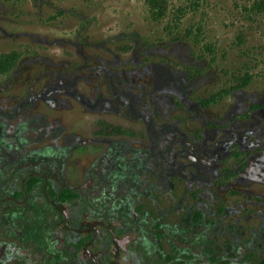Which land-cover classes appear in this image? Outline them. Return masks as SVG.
<instances>
[{
  "label": "rangeland",
  "instance_id": "1",
  "mask_svg": "<svg viewBox=\"0 0 264 264\" xmlns=\"http://www.w3.org/2000/svg\"><path fill=\"white\" fill-rule=\"evenodd\" d=\"M165 7L154 19L149 0H0V56H17L0 72V131L68 154L71 179L122 147L108 166L114 179L131 181L122 195L143 194L153 217L161 205L172 231L176 218L188 214L186 225L204 212L197 233L264 260V9L259 0H167ZM233 77L244 82L233 85ZM152 84L156 90H144ZM222 88L206 112L225 118L229 141L212 128L194 140L181 136L204 130L192 101ZM103 121L121 131L104 133ZM142 215L141 227L145 216L159 220ZM171 229L151 264L171 258ZM48 262L84 264L71 249Z\"/></svg>",
  "mask_w": 264,
  "mask_h": 264
},
{
  "label": "flooded vegetation",
  "instance_id": "2",
  "mask_svg": "<svg viewBox=\"0 0 264 264\" xmlns=\"http://www.w3.org/2000/svg\"><path fill=\"white\" fill-rule=\"evenodd\" d=\"M144 90L154 91L156 84ZM225 92L222 88L220 93L192 101L200 111L196 117L204 130L196 135V129H184L179 131L181 136L190 134L194 140L212 128L229 141L226 123L222 121L225 118L214 120V114L207 116L206 112ZM101 124L117 127L105 121ZM132 132L126 130L122 134L131 137ZM12 138L0 131V264H36L42 258L44 264H49L50 260L52 263L62 259L70 249L79 250L84 264H151V251L163 252L162 241L171 229L165 221L170 212L166 215L160 205L159 216L153 217L146 200L142 201L143 194L137 192L136 198L122 195L131 184L126 175L119 174L116 179L108 175V166L113 168L120 161L122 147L100 154L92 170H84L71 179L68 154L39 150L25 146L22 137ZM163 150L159 151L161 164L166 161ZM146 213L159 220L149 222ZM139 214L145 216L148 227L135 221ZM198 215V211L191 213L186 225L183 221L188 214L169 223L175 225V230L171 229L174 244L171 258L163 254L165 264H264L263 259L248 256L246 246L219 243L212 236L197 233L195 225L205 217L204 212Z\"/></svg>",
  "mask_w": 264,
  "mask_h": 264
},
{
  "label": "trees",
  "instance_id": "3",
  "mask_svg": "<svg viewBox=\"0 0 264 264\" xmlns=\"http://www.w3.org/2000/svg\"><path fill=\"white\" fill-rule=\"evenodd\" d=\"M150 2V6L153 8V17L154 19H156L157 17H159L160 15L163 14V12L166 9V3L167 0H149ZM260 3V8L264 9V0H259ZM17 61V56L16 55H12V54H6V55H2L0 56V72H7L9 69H11L15 62ZM232 82L237 83V85H240L244 82V78L241 77H233ZM102 131H104V133H114L115 131H121L118 128H113L111 126H104Z\"/></svg>",
  "mask_w": 264,
  "mask_h": 264
}]
</instances>
